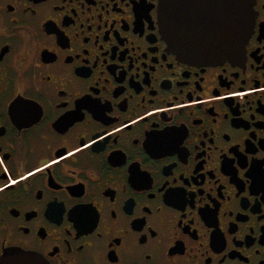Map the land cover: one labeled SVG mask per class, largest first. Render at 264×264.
<instances>
[{"label":"flooded vegetation","instance_id":"obj_1","mask_svg":"<svg viewBox=\"0 0 264 264\" xmlns=\"http://www.w3.org/2000/svg\"><path fill=\"white\" fill-rule=\"evenodd\" d=\"M159 1L0 0V261L264 264V0L213 63Z\"/></svg>","mask_w":264,"mask_h":264},{"label":"water","instance_id":"obj_2","mask_svg":"<svg viewBox=\"0 0 264 264\" xmlns=\"http://www.w3.org/2000/svg\"><path fill=\"white\" fill-rule=\"evenodd\" d=\"M215 17L222 22H195L185 28L181 22H163L170 43L187 58L213 63L236 57L244 52L256 16L254 0H222ZM184 6L182 0H160L159 19H178ZM214 17V16H213ZM0 264H48L25 253Z\"/></svg>","mask_w":264,"mask_h":264}]
</instances>
